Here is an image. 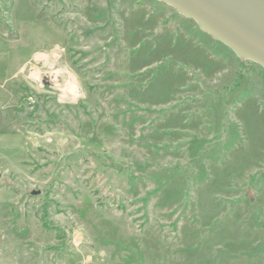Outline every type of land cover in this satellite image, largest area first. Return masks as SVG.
I'll use <instances>...</instances> for the list:
<instances>
[{
    "label": "rangeland",
    "instance_id": "1",
    "mask_svg": "<svg viewBox=\"0 0 264 264\" xmlns=\"http://www.w3.org/2000/svg\"><path fill=\"white\" fill-rule=\"evenodd\" d=\"M0 264H264V70L156 0H0Z\"/></svg>",
    "mask_w": 264,
    "mask_h": 264
},
{
    "label": "water",
    "instance_id": "2",
    "mask_svg": "<svg viewBox=\"0 0 264 264\" xmlns=\"http://www.w3.org/2000/svg\"><path fill=\"white\" fill-rule=\"evenodd\" d=\"M156 1L192 20L200 31L229 48L239 59L264 70V0Z\"/></svg>",
    "mask_w": 264,
    "mask_h": 264
},
{
    "label": "flooded vegetation",
    "instance_id": "3",
    "mask_svg": "<svg viewBox=\"0 0 264 264\" xmlns=\"http://www.w3.org/2000/svg\"><path fill=\"white\" fill-rule=\"evenodd\" d=\"M238 58V57H237ZM239 59V58H238ZM241 60V59H240ZM247 61V60H246Z\"/></svg>",
    "mask_w": 264,
    "mask_h": 264
},
{
    "label": "bare ground",
    "instance_id": "4",
    "mask_svg": "<svg viewBox=\"0 0 264 264\" xmlns=\"http://www.w3.org/2000/svg\"><path fill=\"white\" fill-rule=\"evenodd\" d=\"M37 58V57H36ZM32 75V74H31Z\"/></svg>",
    "mask_w": 264,
    "mask_h": 264
},
{
    "label": "crops",
    "instance_id": "5",
    "mask_svg": "<svg viewBox=\"0 0 264 264\" xmlns=\"http://www.w3.org/2000/svg\"><path fill=\"white\" fill-rule=\"evenodd\" d=\"M73 80V79H72Z\"/></svg>",
    "mask_w": 264,
    "mask_h": 264
}]
</instances>
